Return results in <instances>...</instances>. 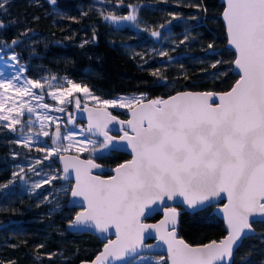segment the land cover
Segmentation results:
<instances>
[{
    "label": "snow or ice",
    "instance_id": "6c2138e0",
    "mask_svg": "<svg viewBox=\"0 0 264 264\" xmlns=\"http://www.w3.org/2000/svg\"><path fill=\"white\" fill-rule=\"evenodd\" d=\"M119 2L122 3V0ZM6 3L7 0H0V11H6ZM51 3L55 4L56 0H51ZM128 7L132 9L128 15L109 13L103 15V19L137 22V7ZM222 16L226 22L228 42L236 52L234 64L241 75L230 91L219 96V103L215 105L209 103L213 99L211 93L181 92L168 99L157 98L147 102L143 93L139 97L101 99L87 85L82 86L68 77L63 78V83L55 76L43 80L25 78L21 87L11 80L0 82V88L5 92L12 89L22 98L17 107L12 97L0 93V113L7 112L0 115V121L8 122L4 126L10 131H16L15 126L22 123L25 111L29 114L31 126V114L36 113V108L26 104L23 98L44 101L47 83V87L53 89L47 95L59 105L55 111L66 113L65 106L74 104L76 109L88 114L86 131L103 136L99 149L95 147L97 141L85 137L88 143L94 145L93 152L101 149L111 151L122 146L131 149L132 159L116 167L115 175L108 179L92 175L91 170L100 167L93 160L60 155L64 177L53 175L34 185V188H42L43 184H50L52 180L67 179L69 170H74L75 186L70 189L71 196L82 200L74 199L69 203L80 206L82 211L69 221V227L81 231L94 230L101 236L110 227L115 228L116 239L108 240L91 264L125 261L144 244L145 233L150 236L151 228H155L160 240L167 244L171 264H234V251L249 234L255 235L253 224H264V0H226ZM4 27L0 23V28ZM151 35L160 37L161 33L153 31ZM96 40L93 30L91 40H85L80 47ZM11 43L16 45L20 41L13 39ZM180 43L183 44L184 40ZM208 47L211 49L212 45ZM160 55L168 54L161 52ZM12 59L15 60L16 56ZM152 75H157V72ZM86 100L94 101L95 106L89 107L84 103L82 108V101ZM9 104L11 106H7ZM49 107L48 103H39V108ZM109 107L126 108L131 118L119 120L107 110ZM58 119L47 113L36 117L40 126L37 136H49L45 130L47 122L56 123L51 137L56 146L48 148L44 159L66 153L76 143L81 145L76 147L77 152L88 150L86 144L74 140V133L67 128L62 137ZM67 123H74L70 113ZM110 124L127 125L131 129L132 135L124 131L119 137V141H125L126 145L116 143L117 138L109 135ZM62 138L69 141L67 146L61 147ZM16 142L29 148L33 137L27 136L23 141ZM38 150L44 151V148ZM42 163V160L36 159L37 165ZM33 171L40 175V171ZM17 175L19 173H13V176ZM0 187L7 189L8 185ZM63 191L67 194L69 190ZM222 193H226L228 200L224 207L228 233L219 241L193 247L178 239L176 225L179 213L175 207L168 210L159 226L141 223L145 208L157 201L179 197L182 198L181 204L196 211L213 203L214 198H220ZM169 224L172 225L171 230L167 227ZM48 255L51 258L52 254Z\"/></svg>",
    "mask_w": 264,
    "mask_h": 264
},
{
    "label": "trees",
    "instance_id": "16d2710c",
    "mask_svg": "<svg viewBox=\"0 0 264 264\" xmlns=\"http://www.w3.org/2000/svg\"><path fill=\"white\" fill-rule=\"evenodd\" d=\"M128 5L137 7V22L116 26L103 19L109 13L130 14ZM5 9L0 11V23L5 25L0 28V44L12 47L30 79L68 77L87 85L101 99L142 93L145 99H157L184 90L225 92L239 78L233 72L235 53L226 46L220 0H56L55 4L51 0H7ZM93 30L96 42L81 48L85 40H91ZM153 31L161 36L155 39ZM13 39L20 43L13 45ZM161 52L168 55L161 56ZM18 140L16 133L0 124V185H8L7 189L0 187V264L92 260L104 241L90 232L67 229L78 212L67 206L72 183L56 179L36 192L22 187L19 170L37 156ZM128 158L123 152L96 157L107 167ZM49 165L52 176L59 175L55 160ZM63 189L69 190L67 194ZM160 217L158 213L150 220ZM253 227L257 233L244 239L234 254V264H264V224ZM177 230L190 245L226 235L212 206L194 213L181 210Z\"/></svg>",
    "mask_w": 264,
    "mask_h": 264
},
{
    "label": "rangeland",
    "instance_id": "374dc122",
    "mask_svg": "<svg viewBox=\"0 0 264 264\" xmlns=\"http://www.w3.org/2000/svg\"><path fill=\"white\" fill-rule=\"evenodd\" d=\"M114 23L116 26H124V25L131 24V21H118ZM154 38L158 39L159 37H154ZM14 55L16 56L15 60L12 59ZM21 69H23V71H21ZM15 77H19V79H15ZM25 78H28L26 75V66L18 60V57L15 54V52L12 51L11 46L0 44V82H7L11 80V82L15 84L17 87H21L25 83ZM48 78L50 79L51 77H48ZM57 79L60 80L61 83H63V78L61 79L57 78ZM52 90L53 89L47 87V83H46L45 90H44V95H45L44 101L38 102L34 98H29V97L23 98V101L26 104H29L36 108V113L31 114L32 123L30 127H29V122H28L29 114L26 111H25V117L21 118L22 123L15 126L16 131L14 133L17 134L19 141H23L27 136L33 137V143L31 144L29 149L33 151V154L37 156V158L43 161L42 164L37 165L36 164L37 158H35L28 165L22 166L23 171L19 170L21 172L20 185L24 188L30 187L34 192L40 189V188H34L35 184L42 183L43 178H48V179L51 178L52 174L47 169V167H49L50 160H55L58 157V155L63 154V152L60 154H54L50 159L48 160L44 159L45 155L47 154L48 148L56 146V145H53L52 138H51L55 131L56 123L47 122L48 127L45 130L49 132V136L47 137L43 135L37 136L36 133L39 132L40 130L39 122L36 120V117L38 114L47 113V115H49L50 117L59 118L57 123L60 124L62 137H63V134H65V128H67L69 131H72L74 133V140L78 142H83L84 144H86L87 149H88L83 152H77L76 147H79L81 145L80 143H76L74 144L73 148L70 149L66 153H77L80 155H85L87 157H95L105 152V150H102V149L99 150L98 152H93L91 150L94 147V145L91 143H88V141L85 140V137H88L89 140L97 141V144L95 145L97 149H99V141H102V139L91 137L88 131H86L85 125H83L80 122L77 123L75 120H74V123H67L69 113L73 116V118L77 114L78 109H76L74 104L70 106L68 105L65 106L67 108L66 113H61V112H57L54 110L56 107H59V105L56 101L52 100V98L47 95V92L52 91ZM33 91L40 92L41 90H33ZM0 93L4 94L5 96L12 97L17 102V107H18V103L21 101L22 98L16 95L12 89H9L7 92H5L3 88H0ZM76 95H81V94H76ZM140 95L141 94H136V95L131 94V95H123V96L124 97H132V96L139 97ZM39 103H48L50 107L49 109L39 108ZM84 103L95 105L94 101L86 100V101H82L81 107H83ZM7 106H11V104ZM114 110H118L120 112L127 111L126 108L125 109L116 108ZM4 114H7V112L5 111L3 113H0V115H4ZM13 115H15V112L13 113ZM6 123L8 122L0 121V124L3 126ZM81 130H85V131H81ZM68 143L69 141L63 140L62 138L61 147L67 146ZM40 148H44V151L38 150ZM33 169L40 171V175H37L36 171H33ZM52 169L54 170L53 167ZM57 176L60 177L61 172ZM164 260H165V257L163 255L148 254V255L139 256L138 258L134 259L130 264H142V262L143 264L152 263V262L157 263V264H163Z\"/></svg>",
    "mask_w": 264,
    "mask_h": 264
},
{
    "label": "water",
    "instance_id": "95a60500",
    "mask_svg": "<svg viewBox=\"0 0 264 264\" xmlns=\"http://www.w3.org/2000/svg\"><path fill=\"white\" fill-rule=\"evenodd\" d=\"M220 1L224 4V8H225V7H226V0H220ZM223 11H224V9H223ZM223 11H222V13H223ZM222 13H221V19H222V21H223V24H224V27H225V32H226V37H227V44H226V46H227L229 49H231V50L235 53V59H236V52H235V49H234V47L231 46V45L229 44V42H228V35H227V29H226V22H225L224 19H223ZM235 59H234V60H235ZM233 72H234V73H237V74L239 75V78H240L241 73H240L239 69L236 68L234 62H233ZM239 78H238V80H239ZM236 82H237V81H236ZM236 82L233 84V86L236 84ZM233 86H232V87H233ZM232 87H231L228 91H230V90L232 89ZM228 91H225V92H216V91H193V90H184V91H180V92H177V93H181V92H190V93H211V94L213 95V99L210 100L209 103H212V104L215 105V104H218V103H219V96L222 95V94H224V93H226V92H228ZM177 93H175V94H173V95H170V96H168V97L162 98V99H168L169 97L174 96V95H176ZM147 101H148V100H145V102H147ZM88 106H89V107H94V105H91V104H88ZM82 108H83V107H82ZM107 110H108L109 112H111L109 108H108ZM113 115H114V114H113ZM127 115H128V117H127L126 119H120V118H118V119H119V120H128V119H130V118H131V113L127 111ZM87 116H88L87 112H83V111H81V110L78 109L77 114H76L75 117H74V120H75L76 122H84L85 125H86V128H87V126H88V119H87ZM108 127H109V129H110V131H109V135H110V136H112L111 133H114V132H115V133H122L121 136H123L124 131H128V132H129V135H132V134H133V133L131 132V129L128 128L127 125L110 124ZM121 129H122V130H121ZM88 133H89L92 137H95V138H102V137H103V136L99 135L98 133H95V134H94V133H91V132H88ZM113 137H114V136H113ZM119 137H120V136L115 137V138H117V139H116V143H118V144H120V145H126V142H125V141H119ZM112 150H115V151H121V152L126 153V154L130 157V158H129L128 160H126V161H129V160L132 159L131 149H130L129 147L122 146V147H118V148H116V149H112ZM60 155H64V156H78L81 160H93V159H89V158H84V157H82V156H80V155H78V154H75V153H63V154H60ZM60 155H58V157L55 159V163L58 165V167H59V169H60V172H61V176H60V177H64L65 174L63 173V162H62V161L60 160V158H59ZM93 161H94L96 164H98L100 167H99V168H93V169L91 170V173H92L93 176H98V177H100L101 179H108L109 177L115 175L114 169L120 165V164H119V165H117L116 167H105V166H103L102 164L98 163L97 161H95V160H93ZM126 161H125V162H126ZM125 162H123V163H125ZM121 164H122V163H121ZM102 172H108V173L111 174V176H109V177H103V176L101 175ZM60 180H61V182H64V183L71 182V183H72V188H73V187L75 186V172H74V170H72V169L69 170V176H68L67 179H63V178H61ZM74 199H75V200H82V198H79V197H77V198H73V197L71 196V192H70L67 206H68L69 208H76V209H78V212H79V211H82V208H81L80 206L70 205L69 202H70L71 200H74ZM181 200H182V198H179V197H178V198H176V199H174V200H167V199H165L164 202H159V201H157V202L154 203V204H150V205H148V206L145 208V214H144L143 216H141V218H140V219H141V223H143V224H147V225H157V226H159L160 223H161V221L165 220V215H166V213L168 212V210H169L170 208H173V207H175V208L177 209V211H178V213H179V215H180V211H181V210H185V211H187V212H189V213H194V212H198V211H201V210H203V209H205V208H207V207H211V206H212V208H213V213H214L218 218H220V219L223 221L224 226H225V229H226V235H225L224 237H222L221 239H224V238L227 236V233H228L227 220H226V218H225V213H224V207H225V205H227V203H228L226 193H222L220 198H214V202H213V203L208 204V205H206L204 208H202V209H198V210H196V211H191V210H189V209L187 208L186 205L180 203ZM84 207H86V203L84 204ZM149 210H151V211H149ZM158 213H161V217H160L158 220H156V221H152V220H150V219L154 218V216H156ZM75 216H76V215H75ZM74 218H75V217H74ZM74 218H73V219H74ZM178 221H179V217H178ZM178 225H179V222H178V224L176 225L177 238H178V239H183L182 237L179 236V232H178V230H177ZM167 227H168L169 230H171L172 225L169 224V225H167ZM67 229H68L69 231H71V232H75V233L90 232V233L94 234L97 238H99L100 240L104 241V244L107 243L108 240H115V239H116V236H115V228H114V227H110L109 231H108L107 233H104L103 236H101V235L95 233L94 230H92V231H81V230H77V229H74V228H70V227H69V224L67 225ZM253 230H254V232H255V234H256L257 232H256V230L254 229V227H253ZM149 232H151V235L149 236L148 233H145V236H146L147 238L144 240V244H143L140 248L137 249L136 253H132V254H130V257H131V258H130V257H126L125 261H123V262L118 261V262H115V264H129V260H130V263H131L134 259L138 258L139 256H142V255H148V254H150V255H163V256L166 258L167 264H171V261H170L169 258H168L167 244H165L162 240H160V238H159V234L156 232L155 228H151V229H149ZM250 236H254V235L249 234V236H247L246 238H248V237H250ZM103 237H107V239H104ZM246 238H244V239H246ZM221 239H219V240H221ZM244 239H243V241H244ZM183 240H184V239H183ZM219 240H216V241H219ZM184 241H185V240H184ZM243 241H242V243H243ZM210 242H211V241H210ZM185 243H187V242L185 241ZM208 243H209V242H208ZM187 244H189V243H187ZM206 244H207V243H206ZM189 245H190V244H189ZM202 245H203V244H202ZM241 245H242V244H241ZM191 246L195 247V246H200V245H191ZM103 247H104V245H103ZM103 247H102L101 251L103 250ZM239 248H240V247H239ZM239 248H238V249H239ZM101 251H100V252H101ZM236 251H237V250L234 251V254H235ZM100 252H99V253H100ZM99 253H98V254H99ZM98 254H97V255H98ZM97 255H96V256H97ZM96 256H95V257H96ZM95 257H94L92 260H90V261H83V262H81L80 264H91V262L95 259ZM233 260H234V256H233Z\"/></svg>",
    "mask_w": 264,
    "mask_h": 264
},
{
    "label": "flooded vegetation",
    "instance_id": "af4514ba",
    "mask_svg": "<svg viewBox=\"0 0 264 264\" xmlns=\"http://www.w3.org/2000/svg\"><path fill=\"white\" fill-rule=\"evenodd\" d=\"M110 109V111H111V113L112 114H114V115H116V113H115V111L116 110H114V109H111V108H109ZM117 116H119L120 118H122V119H126L128 116H126V114H119V115H117ZM83 123V122H82ZM85 125V124H84ZM114 134V137H118V136H121V134L122 133H113ZM100 139H104V138H100ZM113 152H121V151H115V150H111V151H109V150H105V152L104 153H102V154H100V155H98V156H95V157H90V158H94V159H96V157H105V156H107V155H110L111 153H113ZM124 153V152H123ZM129 157V156H128ZM130 158V157H129ZM128 158V159H129ZM97 160V162L98 163H100L99 162V160L98 159H96ZM100 164H102V163H100ZM103 165V164H102ZM104 166V165H103ZM105 167H107V166H105ZM101 175L103 176V177H109V176H111V174L110 173H108V172H102L101 173Z\"/></svg>",
    "mask_w": 264,
    "mask_h": 264
},
{
    "label": "bare ground",
    "instance_id": "6f19581e",
    "mask_svg": "<svg viewBox=\"0 0 264 264\" xmlns=\"http://www.w3.org/2000/svg\"><path fill=\"white\" fill-rule=\"evenodd\" d=\"M221 17V16H220ZM222 20V19H221ZM223 22V21H222ZM224 25V24H223ZM227 44V43H226ZM228 48V47H227ZM145 100H152V99H145ZM95 106V105H94ZM128 111V110H127ZM127 111H126V115H127ZM115 116H117V115H115ZM128 116V115H127ZM118 118H120L119 116H117ZM120 119H122V118H120ZM84 123V122H83ZM85 124V123H84ZM85 127H86V125H85ZM87 129V128H86ZM115 133V132H114ZM111 135L112 136H114V134L113 133H111ZM91 136V135H90ZM92 137V136H91ZM95 138V137H94ZM103 138V137H102ZM97 139H100V138H97ZM75 154H77V153H75ZM78 155H80V154H78ZM80 156H82V155H80ZM82 157H84V156H82ZM84 158H89V159H93V160H95V161H97L96 159H94V158H90V157H84ZM71 188H72V186H71Z\"/></svg>",
    "mask_w": 264,
    "mask_h": 264
}]
</instances>
